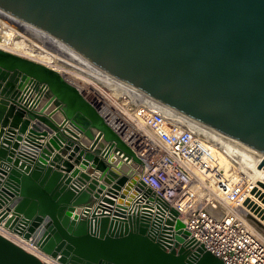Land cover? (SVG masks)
<instances>
[{
  "label": "water",
  "instance_id": "obj_1",
  "mask_svg": "<svg viewBox=\"0 0 264 264\" xmlns=\"http://www.w3.org/2000/svg\"><path fill=\"white\" fill-rule=\"evenodd\" d=\"M0 11L264 169V0H0ZM0 125V224L43 253L61 264H224L174 209L140 210L151 188L110 165L139 158L55 68L0 48ZM0 264L44 263L0 234Z\"/></svg>",
  "mask_w": 264,
  "mask_h": 264
},
{
  "label": "built area",
  "instance_id": "obj_2",
  "mask_svg": "<svg viewBox=\"0 0 264 264\" xmlns=\"http://www.w3.org/2000/svg\"><path fill=\"white\" fill-rule=\"evenodd\" d=\"M2 15L7 14L0 11V39L8 27ZM125 86L116 85L120 90L116 94L102 83L98 88L105 99L151 139L139 136V142L133 139L131 143L97 109L139 158L138 163L125 158L122 161L131 164L132 178L142 180L152 190L150 195H138L143 205L140 210H151L155 215L158 205L166 218L169 208L174 209L189 237L202 243L224 264H264V236L249 228L236 211L241 205L250 207V199L263 198L264 188L247 176L245 168L221 142H216L213 130L196 122L199 126H195L179 112ZM94 101L105 111L101 100L95 97ZM0 234L44 264H61L2 223Z\"/></svg>",
  "mask_w": 264,
  "mask_h": 264
},
{
  "label": "bare ground",
  "instance_id": "obj_3",
  "mask_svg": "<svg viewBox=\"0 0 264 264\" xmlns=\"http://www.w3.org/2000/svg\"><path fill=\"white\" fill-rule=\"evenodd\" d=\"M1 18L5 19V21L9 24H7L8 27L6 28V32L9 36H11V39L8 41H5L3 38L0 39V48L12 51L14 53H17L19 55L25 56L27 58H31L37 61H40L42 63H45L49 66L54 67L57 71L61 73V71L64 72L65 76L70 77L71 80L74 82H71L73 85H75L80 92L91 102L94 103L98 109L100 108L103 111L104 116L107 118V122L111 124L113 127L117 128V131L121 134L123 132L124 138H128L131 143L140 141V138L145 139H151L152 137L148 135L146 132L144 133L140 129H137V127L134 125V123L131 121V119H128L126 115H124L123 112L117 110V108L114 107L113 103L109 101L108 99H105V96L99 93L98 85L95 86L90 81L88 76L94 77L97 81L104 84L107 88H110L111 91L114 93L120 92L119 89H116V85H120L123 88H127L124 83L121 81L115 79L111 75L107 74L106 72L100 70L96 66H94L91 62L87 61L86 59L82 58L78 54L66 49L61 44L50 38L48 35L43 33L42 31L38 30L37 28L33 27L32 25L23 22L13 16H10L7 14L2 15ZM4 23L3 21H1ZM11 25H14L18 28V30L22 31L24 34H27L31 36L32 38L38 40L41 42L42 46H46L49 48H53L54 51L59 52L63 54L65 57L70 59L64 60L60 59L57 56L48 53V56H45L47 58H44L43 56L37 58L34 57L32 54H28L21 50L17 42L15 41L13 37H15V34L18 33L15 28H12ZM13 31V32H11ZM69 81V80H68ZM103 93V92H102ZM97 98L98 100H101V103L105 106V111L99 106L97 101H94V98ZM103 107V106H102ZM187 119L188 122L191 124H194L195 126H199L194 121ZM138 135V138L136 137ZM135 136V138H134ZM134 139V140H133ZM214 139L216 142H221L222 147L233 155L234 159L243 167L245 168L247 176L253 178L258 185H262L264 188V169L259 168L258 164L259 162H255L249 157L245 156L244 154L240 153L236 149L232 148L227 144V142L221 137L220 134L217 132H214ZM148 141V140H146ZM221 150V149H220ZM246 200H249L247 198ZM250 207L241 205L236 208L237 213L240 215V217L245 221V223L249 226V228L253 229L256 233L259 235H263L264 232V197L263 198H254L250 199Z\"/></svg>",
  "mask_w": 264,
  "mask_h": 264
},
{
  "label": "rangeland",
  "instance_id": "obj_4",
  "mask_svg": "<svg viewBox=\"0 0 264 264\" xmlns=\"http://www.w3.org/2000/svg\"><path fill=\"white\" fill-rule=\"evenodd\" d=\"M9 24V23H8ZM10 25V24H9ZM18 33L15 34V37L12 36V38L15 39V41L17 42L18 47L23 50L24 52L28 53V54H32L34 55V57H41L43 56L44 58H47L45 56H48V53L51 52L50 54H53L55 56H57L60 59H64V60H69L67 57H65L63 54L59 53V52H55L53 48H49L46 46H42L41 42H39L38 40L32 38L31 36L24 34L22 31L16 29ZM13 32V31H11ZM3 39L5 41H8L9 39H11V36H9L6 32V35H3ZM61 74L64 75V77L69 80L70 82H73L71 80L70 77H66L64 72L61 71ZM88 78L90 79V81L93 83V85L95 86H99L100 82L97 81L94 77L92 76H88ZM74 83V82H73ZM104 85V84H103ZM116 94V93H115ZM264 235V232H263Z\"/></svg>",
  "mask_w": 264,
  "mask_h": 264
},
{
  "label": "crops",
  "instance_id": "obj_5",
  "mask_svg": "<svg viewBox=\"0 0 264 264\" xmlns=\"http://www.w3.org/2000/svg\"><path fill=\"white\" fill-rule=\"evenodd\" d=\"M50 110V109H49ZM48 113V110H46L45 111V114H47ZM26 117H28L27 116V114L25 113V115H24V118H26ZM61 119H62V116H61V114L60 113H55L53 116H52V118H51V121L55 124V125H57L58 126V124L60 123V121H61ZM35 120L34 119H31V121H30V124L31 123H33ZM1 126V125H0ZM8 127H9V125H7L5 128H4V130H6V129H8ZM29 128H30V125L28 126V129L27 130H29ZM15 132L16 133H18V130H15ZM26 133H28V131H26ZM26 133H22L21 134V136L22 137H24L25 135H26ZM53 135V133H49V134H47L45 137H39V140H38V142H40V143H47V141H48V139L51 137ZM63 135V134H62ZM80 137H79V139H78V141H80L83 145H85V146H88L89 144H90V141L86 138V137H84V136H82V135H79ZM63 137L65 138V136L63 135ZM66 141V140H65ZM21 143H22V141H21ZM20 144V143H19ZM63 144V145H62ZM61 144V148H63L64 146H65V144L66 143H62ZM82 146V145H81ZM53 147V146H52ZM61 148L58 150L57 148H55V147H53V152H52V155H54V154H59V156H60V159L61 160H68L69 162H72L73 163V159L71 160V159H67V154L70 152V149H67V154H63V153H61L60 152V150H61ZM52 155H51V157H52ZM50 157V158H51ZM120 159V157L118 156V155H116L115 154V159H112L111 161L112 162H110V165L111 166H113V167H116V168H118V170L120 171V173H122V174H126L127 176H129L130 178H132L131 177V173H130V168H131V164H128V163H126L125 161H122V164H121V166H119V167H117L116 166V163H117V161ZM73 165H74V168L76 169V168H78V165L77 164H74L73 163Z\"/></svg>",
  "mask_w": 264,
  "mask_h": 264
}]
</instances>
